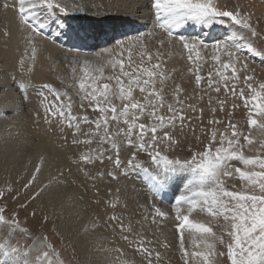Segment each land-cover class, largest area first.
Here are the masks:
<instances>
[{
  "label": "snow or ice",
  "instance_id": "snow-or-ice-1",
  "mask_svg": "<svg viewBox=\"0 0 264 264\" xmlns=\"http://www.w3.org/2000/svg\"><path fill=\"white\" fill-rule=\"evenodd\" d=\"M16 5L18 14L25 23L30 19L37 20L40 9H45L47 15H54L56 10L65 15L71 14L70 6L62 3L61 0H16ZM152 7L155 10L158 27L164 28L169 37H172L173 29H178L189 22L211 27L214 23L224 24L225 18L247 29L251 38L260 36L252 25L251 14L244 15L239 9L221 10L214 0H153ZM71 8L73 12L82 10L76 5H72ZM33 27L39 31L45 27V24L39 23L38 27L35 25ZM180 40L190 53L197 48V43H189L183 36ZM198 42L200 46H205L203 40ZM163 44L164 41L161 40L160 45ZM213 48L218 52H224L227 58L221 61L220 55L213 56V59L220 64L216 73L219 79L214 82L213 74L209 72L207 84L219 96L222 83L226 93L231 92L233 98L238 95L243 101L248 112V134L242 133L231 120L223 130L219 127L225 124V121L217 118V112H225L227 96L213 101L209 95L207 111L211 113V117L207 121L204 120V96L198 98L200 102L198 104L188 103L187 99L182 98L184 89L177 84L171 92V101L166 100L164 83L168 77L159 63L151 68L142 67L145 55L143 52L140 54V65L132 62L130 53L127 64L123 56L112 62L110 67L113 69V74L109 76L104 75V65L90 70V62H84L81 69L83 75L78 80L77 95L80 97V107L83 109L87 106L91 109L95 114L94 118L87 113L74 115L72 97L68 92L61 93L53 85L45 84L43 87L55 97L53 104L45 108V120H48V116H58L62 133L65 126L73 129L71 141L73 145L90 146L93 143L97 145L96 148L89 147V150L81 153L73 163L95 165L96 162L103 164L105 160L111 162V170L98 171L96 176H91L89 173L93 180L105 176L118 180L120 177L142 172L145 176H151L153 180H159L162 186L168 178H179L182 173L190 171L191 178L185 183L187 195H180L176 200L177 204L186 202L188 206L184 212L177 207L175 219L178 221V229L188 228L201 234V238L193 240V244L197 247L203 245L206 251H193L191 257L201 258V264H214L212 257L224 255L217 252V245L220 244L226 247L230 264H264V155L250 156L244 151L246 146L248 151H259L255 147L257 142L260 148L264 149V138L259 141L251 138L252 129L264 130V82H259L256 86L252 76H242V72L237 68L240 62L238 53L242 49L261 57H264V50L254 47L250 38L236 34L227 41H217ZM32 51L34 58V47ZM197 58H199L198 52ZM147 59L151 62V53L147 54ZM188 59H193L191 54ZM21 65L23 66V60ZM242 68L247 70V64H243ZM70 70L73 74L77 72L76 67ZM229 70L230 75H226ZM28 71L31 72L32 69L29 68ZM201 80L202 77L196 75L197 86L201 85ZM230 81H235L231 87H229ZM238 84L246 85L247 94L245 87H238ZM19 87L24 90L25 84L21 83ZM62 96L67 98V104L63 102ZM232 107L236 108L238 105L233 103ZM197 121L199 123H196ZM82 125L87 126L86 130ZM186 128L191 133L192 139L201 146V150H192V144L188 141V134L185 132ZM81 136L85 138L80 139ZM64 139L66 140L67 137ZM241 139L244 143H241ZM186 143L192 153L191 158L181 160L174 154ZM122 149L129 153L126 161L121 159ZM141 154L150 158L152 171L138 158ZM233 162H240L243 167H234ZM40 168L41 164L38 163L32 178L24 185L25 188L34 183ZM234 175H238L242 182L240 190H230L226 186V179ZM118 193L119 189H117ZM109 194L111 195V191ZM3 196L4 192L0 191V197ZM109 206L115 209L119 206L118 201L109 202ZM195 211L206 212L210 217L222 221L223 223L218 225L221 231L217 233L207 223L191 219V214ZM4 212L5 208H0V224L8 225L12 233L16 231L27 233V229L20 228L15 218H6ZM156 213L161 218L168 215L160 209H156ZM143 219L147 220V217ZM109 220L119 224L125 242L137 244L136 251L141 253L142 264H154V256L156 260L159 259V251L153 254V250L146 247L151 243L150 241L144 238L129 240V236L134 232L131 220L127 226L124 225L121 217L115 214L110 216ZM225 236L228 237L227 242ZM43 239L47 240V237ZM44 247L50 248L51 245L45 244ZM180 249L187 258L189 253L185 249L182 234ZM27 255L28 253L25 252L24 256ZM45 262L53 264L52 255L48 251L29 261L21 260L18 247L10 246L7 240L0 245V264H45Z\"/></svg>",
  "mask_w": 264,
  "mask_h": 264
},
{
  "label": "bare ground",
  "instance_id": "bare-ground-1",
  "mask_svg": "<svg viewBox=\"0 0 264 264\" xmlns=\"http://www.w3.org/2000/svg\"><path fill=\"white\" fill-rule=\"evenodd\" d=\"M247 1L245 4L247 10L255 14L264 13V0ZM61 2L70 6L71 14L65 15L56 10L54 15H47L45 9H40L37 20L30 19L25 23L18 14L16 0H0V183L12 185L13 179L24 184L32 178L36 165L41 164L40 171L36 173L35 181L30 187L41 192V197L45 200L43 203L47 219L80 249L79 254L86 256L89 264H142L141 253L136 251L137 244L125 242L119 224L109 220L114 214L121 217L125 226L132 221L134 232L129 236L130 241L144 238L151 242L146 247L151 248L153 254L156 251L160 252L158 260L154 256V264H201L200 258H193L190 254L185 258L180 249L181 234L187 252L194 245L193 240H199L201 234L188 228L178 229V221L175 219V209L180 207L184 212L188 206L186 202L177 204L176 200L180 195H187L185 183L191 178L190 171L182 173L179 178L171 177L163 182L164 201L159 200L148 189L138 174L120 177L114 181L113 184L119 189V193L117 194L116 189L113 198L105 199L106 192L102 191L101 186L104 182L110 183L111 179L105 176L93 180L88 175L90 173L91 176H96L102 167L101 163L96 162L97 165H91V168L83 163L79 165L73 163L81 153L93 146L73 145L71 143L73 129L65 126L62 133L58 116H48V120H45V108L53 104L55 97L43 86L51 84L61 93L68 92L72 97V113L78 116L87 113L94 118L95 114L91 109L87 106L83 109L80 107V97L77 95L78 80L83 75L82 68L78 69V75L74 79L68 76L73 81H65L61 75L62 66L67 67L66 62L61 60L64 59L63 56L99 59L104 55L112 57L111 53H115L123 56L127 64L129 60L127 50L131 46V60L136 65H140L142 52L145 53L142 67L152 63L155 58H160L159 63L168 77L164 83V91H173L177 84L193 83V79L186 71L188 67L194 66L195 62L185 60L183 53L190 55V52L183 47L181 34L184 33L183 37L189 43L195 42L199 46L197 39L206 42L218 38L228 40L237 25L228 18H225L224 24L214 23L211 27L189 22L178 29H173V35L169 37L164 28L158 27L155 10L152 7L153 0H61ZM217 4L222 5L221 2ZM72 5L82 9L77 11L80 14L79 19L71 17ZM225 9L231 11V8ZM128 21H140L145 33L123 31L121 35L104 38L96 45L84 46L83 42H80L72 44L69 50L65 49V44L72 43V36L65 34L68 31H86L79 33L85 36L100 35L105 24L117 22L125 25ZM39 23H44L45 27L36 31L33 26L38 27ZM132 25L128 24L124 30ZM148 33H153V36L147 37ZM194 34H199L201 38L192 36ZM224 37L225 39H221ZM161 40L164 41L162 46ZM87 49H90V54L85 53L88 52ZM201 49H195L199 53L197 60L205 61L210 53ZM148 53L152 55L151 62L147 59ZM250 56L257 57L264 63V57L252 53ZM102 61L105 62L103 59ZM29 68L32 69L31 72L28 71ZM93 68L97 67L93 65ZM112 74L111 67L104 69L105 76ZM21 83L25 84L24 90L19 87ZM62 100L65 104L68 103L66 97L62 96ZM82 127L85 130L87 128L84 125ZM126 152L122 149L120 155ZM121 159L127 160L122 157ZM105 163L103 164L107 171L111 170V162V165ZM240 165L242 166L241 163ZM149 169L152 171V168ZM157 181L161 184L159 180ZM82 185L85 186V190ZM117 201L119 206L115 209L109 206V202ZM156 209L167 213V217H159ZM144 217H147V220L143 219ZM190 218L196 222L207 223L217 233L221 231L218 225L223 222L210 217L206 212L195 211ZM137 221L140 223H136ZM2 226L5 227V232H10L8 225ZM19 232L12 233L11 237H17ZM169 233L175 238L170 240ZM44 237L45 235L41 234L35 236L28 252L36 253L46 242ZM194 246L196 251L205 250L203 245ZM117 249L122 251L117 252Z\"/></svg>",
  "mask_w": 264,
  "mask_h": 264
},
{
  "label": "rangeland",
  "instance_id": "rangeland-1",
  "mask_svg": "<svg viewBox=\"0 0 264 264\" xmlns=\"http://www.w3.org/2000/svg\"><path fill=\"white\" fill-rule=\"evenodd\" d=\"M214 2L218 7L221 8V10H226L225 8H228V9L231 8L230 9L231 11H235L239 9L244 15L251 14L252 25L260 33V36L256 38H251L250 33H248V30L243 29L242 27L239 28L238 25L234 27L233 34H236L237 36H245V37L250 38L254 47H256L259 50H264V13L255 14L254 12L247 10L245 8V4L248 2L247 0H215ZM219 2H221L222 5H218L217 3ZM231 5L232 7H230ZM150 35L153 36V33H148L146 36L151 37ZM192 36L194 37L199 36V34L197 35L194 34ZM199 38L201 37L199 36ZM221 39H225V37ZM197 40H200V39H197ZM218 40H220V38L215 39L213 41L210 40L208 42L203 40L205 42V46H200V45L197 46L196 50L202 48L201 50L203 52L209 51L210 55L208 59H206L205 61L197 60L198 59L197 52L195 50L190 53L193 58L192 60L188 59L189 55H186L185 52L183 53V56L185 57V60L187 62H195V64L194 66L188 67L186 71L188 72L187 74L190 75L191 78L193 79V83L185 84V85L180 84V86L184 89V92L182 93V98L187 99L188 103L198 104L200 103L198 98L200 96H204V103H203V106L205 107L204 120L207 121L211 117V113L207 111V100H208L209 95H211L213 101H216L217 99H224L225 96H227V104L225 106V109H226L225 112H219V111L217 112V118L222 121H225V124H221L219 127L221 128V130H223L227 122L231 120L232 123H235L238 126V128L240 129L242 133L248 134L249 133V126L247 124L248 112L243 105V101L239 99L238 95L236 98H233L231 95V92L226 93L223 89L222 83H221V92L219 96H217L215 91L211 90L207 84L209 72L213 74L214 82L215 80L219 79L216 73H217V69H219L220 67V64L219 62L213 59V56L220 55L221 61H224L227 58L224 52L222 51L218 52L214 50L213 48V45L215 44L214 41L217 42ZM225 41L227 40L225 39ZM238 42L243 43L244 41H238ZM208 43H211L209 44L210 47H208L209 45H206ZM131 48L132 47L129 46L127 50L128 53L131 52ZM182 50L184 51L183 48ZM87 54H90V53H87ZM250 54L251 53L248 52L246 49H242L238 53L240 57V62L237 64V68L238 70L242 72V76L243 75L252 76L254 78L255 85L258 86L259 82H264V63H261L259 58L257 59V57H254V56L251 57ZM111 55L113 56L112 57L109 56L108 58V55H106V57L104 55L103 57H100L99 59L98 58L94 59V57L74 58V57H69V56H68L69 58L68 59L67 56H63L64 59H61V60L63 62H66L65 66L67 67L62 66L61 75L63 76V79L65 81H73L69 79L68 76L74 79L78 75V73L76 72L75 74H73L70 69L75 66L78 71V69H81L84 66L85 61L90 62L89 63L90 70L94 69L93 65L95 67L104 65L105 66L104 69H106L107 67H110V64L112 63V61L115 62L121 57L115 53H111ZM102 59L105 60V62H103ZM159 59L157 60V58H155L152 63H147L144 65V67L151 68L153 65L159 63ZM108 61H110L111 63ZM107 64L109 66H107ZM243 64H247V70H244L242 68ZM159 65H160V68L162 69V66L160 63ZM68 70L70 71V73ZM192 70H194V72ZM196 75H200L202 77L200 86H197L195 83ZM226 75H230V70H229V73H226ZM242 76H241V79H242ZM233 83H235V81H230L229 87H231ZM241 86L245 87V91L247 94L246 85L238 84V87H241ZM171 92L172 90L164 91L165 98L168 101H171L172 99ZM188 98H192V99H188ZM233 103L237 104L238 107L233 108L232 107ZM213 106H215V104ZM196 123H199V122L197 121ZM205 126L207 125L205 124ZM185 132L188 134V141L191 142L192 144V150L193 151L201 150V146L198 145L197 142L192 139L191 133L188 132L187 128L185 129ZM197 135H199V129H197ZM251 138H253L254 141H259L261 138H264V130H260L258 128L252 129ZM241 143H244L243 139H241ZM92 146L93 148H96L95 144H92ZM255 147L256 149H259V151H248L247 146H246L244 149L245 154L250 155V156H254L258 154L264 155V149L260 148V145L258 142L255 144ZM88 150L89 148L85 152H87ZM191 154L192 153L190 152L189 147L187 146V143H186L181 148H178L174 155L180 158L181 160H184V159H190ZM121 157L124 159H128L129 153L128 152L123 153ZM138 158L144 161V166L148 168H153V166L151 165L150 159L147 155L141 154ZM108 163L109 165H111L110 161H107V163L105 164H108ZM96 165L97 164L93 166H96ZM103 165L104 164H101L100 166L102 167H100L99 169L100 171L106 172L107 168L105 167V165L104 166ZM233 165L234 167H243L240 165V162H233ZM85 166H87L88 168H91V165L85 164ZM256 170H259V169H256ZM108 179H111V178L108 177ZM108 181L110 182V180ZM114 181L116 180L111 179L110 183L104 182L102 184L101 186L102 191L106 192L105 199H111L115 195L114 190H116L117 188H116V185L114 186L113 184ZM11 183L12 185L8 183H4V182L0 183V191L4 192V196L0 197V208H5V212H4L5 217L8 219L15 218L17 222L19 223L20 228L27 229V233L19 232L16 235L17 237L12 238L11 237L12 232L11 231L5 232L4 230L5 227L2 226V224H0V245H2L5 242V240H7L10 246L18 247L21 260L23 258L25 259L27 258L29 261H33L35 260L37 256L42 255L44 251H48L50 255H52L53 264H60V262H62V264H85L87 263L88 261L86 260L87 259L86 256L83 257L81 254H79L80 249L76 247V245H74L71 241H69L63 235V233H61L57 228H55L51 224V221L47 219L48 217L45 212V203H43L45 202V200L43 197H41L42 196L41 192L35 190V188H31L30 186L28 188H25L24 185L27 184L28 182H25L24 184H22V181L12 179ZM226 186L230 190H240L242 187V182L238 178V175H234L232 178L226 179ZM81 187L84 190L86 189L84 185H82ZM109 191H111V195L109 194ZM20 197L22 198L21 199L22 201L20 200ZM116 197L118 198V196ZM21 205H25V207H21ZM33 213L35 214L33 215ZM40 234L45 235V237H47V240H45L46 242L41 246V248L36 253L34 254L29 253L28 248L30 247V244L33 238ZM169 236H170V240L172 238H175V236L170 233H169ZM225 241L226 242L228 241V237L225 238ZM45 244H49L51 245V247L46 248L44 247ZM161 244L164 245L163 243ZM194 248H195L194 245L191 246L188 253L190 252V250L191 252L189 254L193 252L192 250L196 251L195 250L196 248L195 249ZM25 252L28 253L27 256H24ZM217 252L224 253V255H218V256L212 257V259L214 260V264H230V261L227 257V249L224 245H217ZM87 264H89V262Z\"/></svg>",
  "mask_w": 264,
  "mask_h": 264
},
{
  "label": "water",
  "instance_id": "water-1",
  "mask_svg": "<svg viewBox=\"0 0 264 264\" xmlns=\"http://www.w3.org/2000/svg\"><path fill=\"white\" fill-rule=\"evenodd\" d=\"M72 15H73L74 17H76V18H79V16H80V14H79L77 11L73 12Z\"/></svg>",
  "mask_w": 264,
  "mask_h": 264
}]
</instances>
